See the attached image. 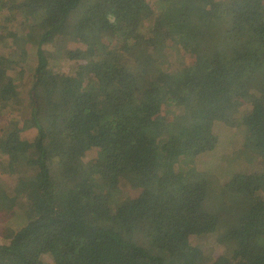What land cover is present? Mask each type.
Returning <instances> with one entry per match:
<instances>
[{"label":"trees","instance_id":"16d2710c","mask_svg":"<svg viewBox=\"0 0 264 264\" xmlns=\"http://www.w3.org/2000/svg\"><path fill=\"white\" fill-rule=\"evenodd\" d=\"M218 127L264 164V0H0V177L25 198L0 264H210L209 235L212 264H264V172L196 164Z\"/></svg>","mask_w":264,"mask_h":264},{"label":"rangeland","instance_id":"374dc122","mask_svg":"<svg viewBox=\"0 0 264 264\" xmlns=\"http://www.w3.org/2000/svg\"><path fill=\"white\" fill-rule=\"evenodd\" d=\"M178 55V54H177ZM191 62L192 59L190 58ZM188 64V62L186 63ZM190 64V63H189ZM71 64L61 61L59 67L63 69H67ZM241 111H246V102L239 101L235 105ZM215 132L220 135L219 144L216 146V149L212 152H208L196 157L195 161L199 168L207 170L211 175L215 172L214 178L219 176V183L227 182L233 174L241 171V169L246 166L249 170H253L254 172H264V164L263 161L254 160L252 161L251 166L248 162H241L244 158L240 156L239 151L241 149L242 143V136L241 133L235 131L234 129L231 130H224L223 127H218L215 129ZM32 136L26 139V141H30ZM30 144V143H29ZM27 144L26 147L30 148L31 145ZM30 154H26L25 158H29ZM1 158V157H0ZM1 160V159H0ZM244 165V166H243ZM10 181L15 186V182L9 177ZM4 177H0V192L4 194V200L0 205V233L4 230L7 226L4 223V217L8 215L7 218L11 217V214L15 209H19L22 207L24 199L20 192L13 188L9 181ZM133 194V190L130 188L124 189L121 196L123 199L130 197ZM14 206V207H12ZM12 207L11 209H8ZM8 209V210H7ZM20 210V209H19ZM15 220V218L13 219ZM12 220V221H13ZM10 221V222H12ZM9 222V223H10ZM216 238L214 235H209L205 237H194L191 238V244L202 250H206V252L211 253L209 256V263H214L218 258L216 256H221L218 252H215L216 247ZM218 261H220L218 259ZM217 261V263H218Z\"/></svg>","mask_w":264,"mask_h":264}]
</instances>
